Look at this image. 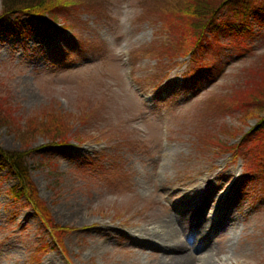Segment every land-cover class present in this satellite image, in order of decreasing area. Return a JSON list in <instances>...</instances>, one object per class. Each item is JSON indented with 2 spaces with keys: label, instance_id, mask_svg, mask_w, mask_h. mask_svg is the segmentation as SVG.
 Instances as JSON below:
<instances>
[{
  "label": "rangeland",
  "instance_id": "rangeland-1",
  "mask_svg": "<svg viewBox=\"0 0 264 264\" xmlns=\"http://www.w3.org/2000/svg\"><path fill=\"white\" fill-rule=\"evenodd\" d=\"M79 1L56 22L22 15L0 28L2 111L23 128L46 118L74 123L69 135L85 137L45 146L38 135L27 148L50 222L67 227L61 243L0 165V264H160L185 251L144 235L161 231L156 213L176 220L193 210L191 226L205 225V238L192 253L213 248L208 264H264V151L254 136L264 137L239 111L211 113V101L231 96L264 55V17L249 13L245 30L233 28L243 26L234 5L193 54L174 58L163 9L181 0ZM7 127L0 146L22 149ZM200 132L238 147L211 152Z\"/></svg>",
  "mask_w": 264,
  "mask_h": 264
},
{
  "label": "trees",
  "instance_id": "trees-1",
  "mask_svg": "<svg viewBox=\"0 0 264 264\" xmlns=\"http://www.w3.org/2000/svg\"><path fill=\"white\" fill-rule=\"evenodd\" d=\"M79 3V0H1L0 28L6 22L17 19L24 14L37 18L48 17L56 21L63 15L67 7L78 8L80 6ZM253 3H255L253 0H181L175 9H163V18L170 22L169 25H166V29L169 31L170 40H172L171 43H165V49L173 51L174 53H171L170 56L174 58L187 55L190 52L194 53L195 47L206 42L208 34L217 24L216 20L219 14L230 7L233 8L237 4L239 5L235 8L234 14L238 15L237 24L243 26L233 28L245 30L249 25L247 17L249 13H254L259 18L264 17L261 11V8L264 7V0H261L260 7ZM221 25L219 24L216 30ZM245 69V79L242 85L230 87L231 96L225 94L214 98L211 101V105H213L211 113L219 117L228 112L239 111L238 115L241 118V122L246 123L251 118L255 119L252 131H256V133L264 137V55L259 56ZM2 100L3 98L0 97V126L7 124L8 129L10 127L14 132H18L19 135L16 137L22 141L23 148L8 150L0 146V165L6 168L17 180L16 195H23L26 204L35 209L43 225L47 227L51 239L61 243V237L67 227L54 225L50 222L45 205L36 194L26 163L27 156L34 148H27L32 145L31 142L38 135L47 140L45 146L55 142L66 144L70 137L82 143L85 141V137L75 134L70 136L69 131L74 126V123L69 126H62L57 118H53V120L43 119L41 125L29 123L23 128V124L18 122V118H12L9 115L8 112H12L9 108H7L8 110L4 109V112L2 111ZM13 119L16 121L14 122ZM37 127L38 129H36ZM9 131L11 130L9 129ZM26 132H29V134ZM227 132L231 133L229 129L220 128L221 134H226ZM231 134H234V132ZM199 138V146L212 148L211 152L217 150L225 151L238 147L237 144L226 145L217 134L212 135L211 133L200 132ZM254 138L259 140L260 152L264 151L262 139L259 136H254Z\"/></svg>",
  "mask_w": 264,
  "mask_h": 264
},
{
  "label": "bare ground",
  "instance_id": "bare-ground-1",
  "mask_svg": "<svg viewBox=\"0 0 264 264\" xmlns=\"http://www.w3.org/2000/svg\"><path fill=\"white\" fill-rule=\"evenodd\" d=\"M193 213L194 210L190 214L188 212L187 215H183L182 213L181 215L178 213L176 220H172L168 217L166 218L165 215V218L162 219L160 218L161 216L156 213V216L158 217L156 221L157 225H155L153 229L160 228L161 231L155 233H144V235L149 238L158 239L162 246L167 245L166 247L170 249L183 248L185 251V253L181 255H163L164 258H162V262L160 264H193V262L194 264H208L211 261L213 248L202 252L200 255L192 253L194 250H201L203 248H200L198 244L199 239L205 238L202 233L205 225L199 232L197 229L201 226V224L197 222V224H195L196 226H191L190 217ZM211 226H213V224L210 222L208 228ZM147 231L149 232V230ZM50 264L52 263L50 262Z\"/></svg>",
  "mask_w": 264,
  "mask_h": 264
}]
</instances>
